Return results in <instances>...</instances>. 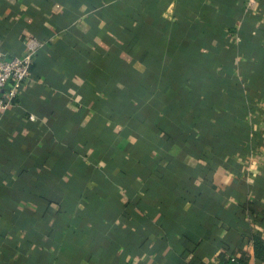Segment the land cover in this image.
Instances as JSON below:
<instances>
[{"label": "crops", "instance_id": "0c3cea01", "mask_svg": "<svg viewBox=\"0 0 264 264\" xmlns=\"http://www.w3.org/2000/svg\"><path fill=\"white\" fill-rule=\"evenodd\" d=\"M32 38L0 264H264V0H0V50Z\"/></svg>", "mask_w": 264, "mask_h": 264}, {"label": "built area", "instance_id": "2783aa9c", "mask_svg": "<svg viewBox=\"0 0 264 264\" xmlns=\"http://www.w3.org/2000/svg\"><path fill=\"white\" fill-rule=\"evenodd\" d=\"M253 1V0H251ZM41 42L32 38L27 42V49L22 55L7 56L0 50V110L7 108V102L1 94L2 88L10 83L12 85V94L20 88L31 75V66ZM34 119V115L31 116Z\"/></svg>", "mask_w": 264, "mask_h": 264}, {"label": "trees", "instance_id": "16d2710c", "mask_svg": "<svg viewBox=\"0 0 264 264\" xmlns=\"http://www.w3.org/2000/svg\"><path fill=\"white\" fill-rule=\"evenodd\" d=\"M32 67V66H31ZM227 264H240V263H238V262H236V261H232V262H228Z\"/></svg>", "mask_w": 264, "mask_h": 264}]
</instances>
